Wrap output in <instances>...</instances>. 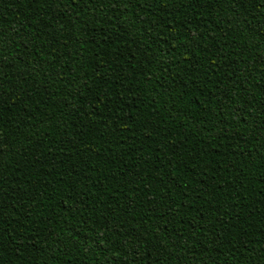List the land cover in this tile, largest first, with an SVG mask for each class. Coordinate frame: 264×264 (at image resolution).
I'll return each mask as SVG.
<instances>
[{
	"label": "trees",
	"instance_id": "1",
	"mask_svg": "<svg viewBox=\"0 0 264 264\" xmlns=\"http://www.w3.org/2000/svg\"><path fill=\"white\" fill-rule=\"evenodd\" d=\"M0 264H264V0H0Z\"/></svg>",
	"mask_w": 264,
	"mask_h": 264
},
{
	"label": "snow or ice",
	"instance_id": "2",
	"mask_svg": "<svg viewBox=\"0 0 264 264\" xmlns=\"http://www.w3.org/2000/svg\"><path fill=\"white\" fill-rule=\"evenodd\" d=\"M2 152H3V149H0V154H2Z\"/></svg>",
	"mask_w": 264,
	"mask_h": 264
}]
</instances>
